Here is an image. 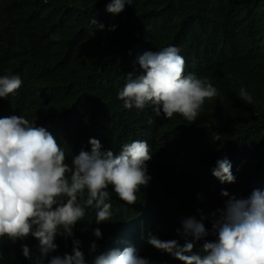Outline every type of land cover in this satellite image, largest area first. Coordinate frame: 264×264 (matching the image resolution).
Masks as SVG:
<instances>
[{"label":"trees","instance_id":"trees-1","mask_svg":"<svg viewBox=\"0 0 264 264\" xmlns=\"http://www.w3.org/2000/svg\"><path fill=\"white\" fill-rule=\"evenodd\" d=\"M108 2L0 0V76L22 79L15 93L0 97V117L22 115L46 128L69 165L81 150L91 151L90 138L114 154L125 143L147 141L152 179L136 193V203L120 200L109 185L111 221L97 224L96 210L85 207L74 238L82 242L85 264H94L106 249L95 228L116 231L118 244L133 246L152 264H183L148 244L149 233L183 245L176 231L181 220L200 219L202 212L211 229V213L228 199L222 190L238 198L264 190V0H130L120 13L108 12ZM167 46L180 50L185 74L207 78L218 90L191 124L179 114L155 116L150 105L127 109L118 99L127 74L142 71L138 57ZM241 88L253 104L238 97ZM225 157L234 183L212 174ZM203 242L196 241L193 251ZM26 243L37 255L38 241L31 235L15 243L0 238V264H34L22 253ZM55 243L49 259L72 252L73 237L57 235Z\"/></svg>","mask_w":264,"mask_h":264},{"label":"clouds","instance_id":"clouds-1","mask_svg":"<svg viewBox=\"0 0 264 264\" xmlns=\"http://www.w3.org/2000/svg\"><path fill=\"white\" fill-rule=\"evenodd\" d=\"M126 3L130 0H109L106 10L120 13ZM91 23L104 28L95 18ZM138 64L142 71L128 73L127 83L117 94L127 109L142 110L150 105L155 116L163 114L170 119L179 114L191 124L205 100L218 95L207 78L185 74V58L175 46L146 51L138 57ZM21 85L19 75L0 76V97L7 98ZM237 95L253 104L245 88ZM152 122L150 117L148 123ZM213 139L221 137L214 134ZM89 143L91 151L81 150L69 165L65 151L46 128L37 127L22 115L0 117V238L15 243L29 235L34 237L38 241L37 255L27 244L22 245L23 255L34 264H45L46 260L47 264H85L82 242L74 238L73 231L77 222L84 220L85 207L96 210L97 224L111 221L109 185L120 200L133 205L136 193L152 179L147 167L152 159L147 141L125 143L118 154L104 150L96 138H90ZM216 163L213 176L221 183H234L231 161L225 157ZM221 195L228 199L223 208L211 213V229L204 223L208 217L201 212L200 219L183 218L182 227L176 229L185 240L183 245L154 233H149L148 244L183 264H264V190L254 189L247 197L239 198L227 190ZM116 233L110 229L102 234L100 228L94 229L97 238L103 235L101 242L106 248L94 264H152L149 258L138 256L133 246L118 244ZM57 235L73 237L72 252L51 255L49 259L58 248ZM210 235L215 239H205ZM202 239L199 251H193L195 242ZM96 248L93 242L91 250Z\"/></svg>","mask_w":264,"mask_h":264},{"label":"bare ground","instance_id":"bare-ground-1","mask_svg":"<svg viewBox=\"0 0 264 264\" xmlns=\"http://www.w3.org/2000/svg\"><path fill=\"white\" fill-rule=\"evenodd\" d=\"M32 240H33V239H32ZM25 242H27V241H25ZM26 244H27V243H26ZM81 246H83V245H81ZM81 249H82V247H81ZM63 250H64V249H63ZM67 250H69V249H67ZM19 251H20V250H19ZM34 251H35V249H34ZM67 252H68V251H67ZM20 253H21V252H20ZM22 253H23V252H22ZM22 253H21V254H22ZM69 253H70V252H69ZM62 254H63V253H62ZM62 254H61V256H63Z\"/></svg>","mask_w":264,"mask_h":264}]
</instances>
